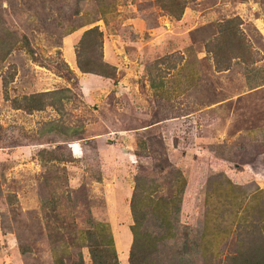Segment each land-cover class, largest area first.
<instances>
[{"label":"rangeland","instance_id":"obj_1","mask_svg":"<svg viewBox=\"0 0 264 264\" xmlns=\"http://www.w3.org/2000/svg\"><path fill=\"white\" fill-rule=\"evenodd\" d=\"M179 1L0 0V264H92L98 222L128 264L136 179L166 211L183 179L175 243L202 233L203 264L226 263L239 219L264 228V0Z\"/></svg>","mask_w":264,"mask_h":264},{"label":"trees","instance_id":"obj_2","mask_svg":"<svg viewBox=\"0 0 264 264\" xmlns=\"http://www.w3.org/2000/svg\"><path fill=\"white\" fill-rule=\"evenodd\" d=\"M165 4L166 6H164V9L171 15L178 16L182 13L183 6L179 0H168V3ZM237 20V18H234L224 21L218 24V26L233 31V27L236 26L235 22ZM89 34H94L96 36L100 35L95 28H92L83 33L82 39ZM6 36L9 37L10 35L6 34ZM217 47L218 46H215L214 50H210L214 58L218 54ZM75 58L77 68L82 73L92 74L107 79H112L114 76V68L106 63L101 62L95 67L83 66L78 60L77 51H75ZM151 86L153 87V85ZM59 94L60 92H48L22 97V101L25 103L24 109L28 111L41 110L44 106L42 97L45 96H48V105H55L56 99L59 101ZM14 103V108L19 109V104L15 101ZM175 181L176 189L174 194L162 202L164 207L169 205L171 208V210L166 211L160 207L147 209V202H152V199L147 194L144 195L140 193L139 189H141L143 181L142 179H136L135 188L129 201V212L132 224L129 226L131 242L127 256L128 264H203L206 262L205 257L208 252L207 246H209V243L204 244L202 242V233L198 232L195 234V239L190 240V234L184 231L181 234L183 242L179 247H176L177 244L175 242L178 240L177 223L179 204L181 201L180 195L184 182L181 177H177ZM215 190H217V188H215ZM225 196L229 198L230 195L225 194ZM221 203H225V201H221L219 204ZM232 205L237 207L238 202H235V204L232 203ZM220 210L219 208L212 207L211 222L215 220L221 212ZM148 217H152L153 220L152 230H148L146 227V225H148ZM169 218L170 224H168ZM107 227L106 224L98 222L95 223L91 229L84 232L88 239L87 247L92 264H117L114 250L115 244L113 245ZM262 229L264 230L262 226L260 227L255 222L246 223L243 219H239L233 232L236 233L237 238L235 240V251L231 256L226 258L225 264H264V237L260 235ZM169 242H173L172 245H169ZM195 257L201 259V263L198 262V259ZM54 264H62V262L55 259ZM76 264H79V262Z\"/></svg>","mask_w":264,"mask_h":264}]
</instances>
